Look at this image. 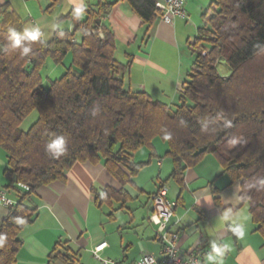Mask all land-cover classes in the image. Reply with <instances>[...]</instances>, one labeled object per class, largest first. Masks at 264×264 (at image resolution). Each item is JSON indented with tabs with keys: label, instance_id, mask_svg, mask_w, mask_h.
<instances>
[{
	"label": "trees",
	"instance_id": "obj_1",
	"mask_svg": "<svg viewBox=\"0 0 264 264\" xmlns=\"http://www.w3.org/2000/svg\"><path fill=\"white\" fill-rule=\"evenodd\" d=\"M126 1L146 27L160 16L155 0ZM116 2L96 0L69 11L59 20L75 19V27L56 29L47 40L26 31L7 4L0 6V148L6 153V188L28 187L15 189L16 203L0 223V264H15L22 246L19 232L36 217L26 201L38 187L64 181L76 162H100L121 187L92 189L94 203H123L129 198L124 185L157 156L156 138L166 144L164 156L172 162L169 178L181 184L188 167L212 155L230 182H240L238 197L264 238V0L210 2L189 42L193 59L175 106L125 85L128 64L115 59L114 34L103 23ZM67 54L70 66L44 89L46 61L61 64ZM221 58L231 70L226 77L216 69ZM33 111L36 120L22 131L20 124ZM58 137L60 148L53 146ZM142 148L149 150L148 159L134 161ZM69 251L66 242H57L47 260L70 264Z\"/></svg>",
	"mask_w": 264,
	"mask_h": 264
},
{
	"label": "crops",
	"instance_id": "obj_2",
	"mask_svg": "<svg viewBox=\"0 0 264 264\" xmlns=\"http://www.w3.org/2000/svg\"><path fill=\"white\" fill-rule=\"evenodd\" d=\"M211 1L186 0L187 19L175 18L167 24L159 16L149 27L142 24L126 0L114 3L103 23L114 34L115 59L128 64L122 77L129 89L144 91L169 106L178 103L186 69L193 59L189 42L196 36ZM95 2L0 0V6L7 4V11L23 23L26 31L38 32L47 40L56 29L69 31L75 27V19L59 20L61 16ZM65 3L68 6L63 8ZM153 146L157 156L150 157L149 163L124 185L129 198L123 203L113 201L100 207L94 203L92 189L100 192L106 186L121 187L100 162H76L64 181L38 187L26 201L36 210V217L19 232L22 246L15 264H69L59 259L48 262L57 242H66L69 247L74 258L70 264H101L91 252L101 242L106 243L100 252L103 258L131 262L145 253L160 259L151 196L161 184L168 200L176 202L169 229L178 234V247L183 252H197L209 264H264V238L255 230L247 203L238 197L240 182H230L216 159L207 154L188 167L182 184L178 183L169 178L172 162L164 156L166 149L154 141ZM5 154L0 148V186L6 188ZM148 155L149 150L142 148L134 153L133 160H147ZM6 189L17 200L16 190ZM8 212L9 208L0 204V223Z\"/></svg>",
	"mask_w": 264,
	"mask_h": 264
},
{
	"label": "built area",
	"instance_id": "obj_3",
	"mask_svg": "<svg viewBox=\"0 0 264 264\" xmlns=\"http://www.w3.org/2000/svg\"><path fill=\"white\" fill-rule=\"evenodd\" d=\"M185 2L186 0H155V6L160 11L161 21L170 24L175 18L187 19ZM99 34L102 36L101 32ZM18 185L22 189L28 190V187L23 183H18ZM151 202L153 207L152 218L157 224L158 240L161 243L160 259L152 254L145 253L131 262L103 258L100 256V252L105 247V242H101L92 248V256L99 260L101 264H209L199 253L192 250L183 252L178 247V234L169 229L176 202L168 200L165 187L161 186L151 196ZM15 203L16 200L8 194L7 189L0 186V204L10 207Z\"/></svg>",
	"mask_w": 264,
	"mask_h": 264
},
{
	"label": "rangeland",
	"instance_id": "obj_4",
	"mask_svg": "<svg viewBox=\"0 0 264 264\" xmlns=\"http://www.w3.org/2000/svg\"><path fill=\"white\" fill-rule=\"evenodd\" d=\"M68 5L65 3L63 5V8H66ZM187 50V49H186ZM188 52V51H187ZM190 54V52H188ZM63 62L61 64H54L52 61L47 60L42 71H41V75H42V86L44 89L48 88L49 85V81L53 80L55 78L60 77L64 71L70 66L71 63V56L70 54H67L65 56V58H63ZM216 69L217 72L220 76L222 77H226L230 74L231 70L229 68V66L226 64V62L224 61V59H219L216 63ZM189 71V66L186 69V72ZM177 102V101H176ZM178 104V103H177ZM37 118V111H33V113L31 112L20 124L19 129H21L22 131H26L30 125L36 120ZM155 144L158 146H162L163 150L166 149V145L163 141H161L160 139L156 138L154 140ZM145 150V149H143Z\"/></svg>",
	"mask_w": 264,
	"mask_h": 264
},
{
	"label": "clouds",
	"instance_id": "obj_5",
	"mask_svg": "<svg viewBox=\"0 0 264 264\" xmlns=\"http://www.w3.org/2000/svg\"><path fill=\"white\" fill-rule=\"evenodd\" d=\"M32 38H35V34H32ZM62 144H63V139L60 138V137H58L57 138V141H56V144L53 145V146H55L57 148H60L62 146Z\"/></svg>",
	"mask_w": 264,
	"mask_h": 264
},
{
	"label": "water",
	"instance_id": "obj_6",
	"mask_svg": "<svg viewBox=\"0 0 264 264\" xmlns=\"http://www.w3.org/2000/svg\"><path fill=\"white\" fill-rule=\"evenodd\" d=\"M28 67H30V65H28Z\"/></svg>",
	"mask_w": 264,
	"mask_h": 264
}]
</instances>
